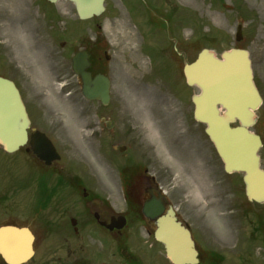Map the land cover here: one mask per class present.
I'll list each match as a JSON object with an SVG mask.
<instances>
[{"label":"rangeland","instance_id":"obj_1","mask_svg":"<svg viewBox=\"0 0 264 264\" xmlns=\"http://www.w3.org/2000/svg\"><path fill=\"white\" fill-rule=\"evenodd\" d=\"M19 4L26 15L40 18L49 31L48 17L44 20L35 0H0V9ZM46 6L45 2L42 7ZM37 10L41 16L36 15ZM55 10L58 19L66 21L52 27L63 30L75 23L77 31L50 44L46 39L33 40L30 26L0 21V71L9 64L37 67L42 72L46 87H50L47 98L62 123L60 133L52 138L62 155V166L84 172L104 185L100 190L107 191L102 193L107 194L112 208L124 212L127 200L121 170L132 161L152 172V163H156L160 180L169 182L168 191L186 194L191 200L189 209L205 212L208 225L218 235L219 247L237 238L236 252L230 251L237 254L246 239L238 264H264L262 231L259 240L256 236L247 239L257 227L256 212L261 213L264 204L255 205L253 211L243 175L225 173L204 132L206 126L192 119L191 98L199 90L185 82L186 63H192L203 48L221 54L243 47L251 52L255 79L264 98V0H109L107 13L84 23L70 3L60 2ZM239 23L244 26L241 42L235 39ZM129 37L135 39L134 47L128 44ZM63 40L67 41L65 51L60 46ZM84 45L98 46L102 55L110 56L109 61L101 58L112 81L109 106L86 101L79 87L72 104L53 84L49 55L62 54L69 64L76 49ZM151 86L158 98L144 99ZM258 115L255 131L264 136V104ZM104 119L114 126L108 129ZM189 131L198 135V153L193 151ZM122 146L127 147L125 152L120 151ZM261 155L264 166V148ZM63 191L68 196L67 190ZM67 204L72 202L67 200ZM57 249H46L48 262L55 260Z\"/></svg>","mask_w":264,"mask_h":264},{"label":"flooded vegetation","instance_id":"obj_2","mask_svg":"<svg viewBox=\"0 0 264 264\" xmlns=\"http://www.w3.org/2000/svg\"><path fill=\"white\" fill-rule=\"evenodd\" d=\"M37 1L42 7L47 0ZM108 5L109 0H106L107 10ZM23 10L22 5L0 9V21L30 26V35L36 42L43 39L53 42L62 36L70 37L74 31L73 25L61 31H47L46 24L39 18L26 15ZM44 14L48 15L47 26L52 30L51 26L58 21L56 13L49 10ZM61 46L65 51L66 42ZM81 49L90 56L89 71L94 76L99 74L102 69L97 47L82 46ZM48 60L50 75L55 84L59 83L60 93L75 104L77 86H82L81 79L69 68L62 54L49 55ZM5 68L2 74L17 86L30 125L27 128L29 142L23 148L9 154L0 146V227L28 228L33 233L35 256L25 264H174L168 257L166 246L156 236L160 217L146 219L142 213L145 203L159 200L166 191V183L159 178L158 165L152 163L151 177L142 175V179L129 180L128 193L131 196L132 190L137 192L140 208L125 213L128 225L123 229L114 226L120 214L114 212L102 196L104 189L100 190V187L104 188V185H97L84 173H73L71 168L68 171L74 175H64L66 169L59 162L46 166L33 152L31 142L34 136L43 133L52 138L60 133L62 124L47 98L50 87H46L42 72L37 67L32 68L35 73L30 67L7 65ZM188 134L194 144L193 151L198 153V135H193V131ZM134 174L135 171L130 173L131 176ZM63 185L77 202L69 209L62 210L56 202L52 209L47 208L52 201L58 200ZM165 193L167 203L162 216L173 207L177 220L191 232L198 251L197 263L192 259L183 264H237L236 253L230 252L235 251L234 247H219L218 235L208 225L204 211L189 209L191 200L186 194ZM133 223L136 225H131ZM52 246L58 249L55 260L48 262L46 249ZM0 264H6L1 256Z\"/></svg>","mask_w":264,"mask_h":264},{"label":"water","instance_id":"obj_3","mask_svg":"<svg viewBox=\"0 0 264 264\" xmlns=\"http://www.w3.org/2000/svg\"><path fill=\"white\" fill-rule=\"evenodd\" d=\"M69 1L75 3L82 19L101 15L104 11L105 0ZM241 37L239 27L238 39ZM89 65L86 54H78L74 58V70L82 77L84 84L83 94L87 99H99L107 104L110 100V81L102 75L93 78L87 72ZM185 75L189 85H197L201 90V94L193 98L195 117L207 125L206 133L222 158L226 172L245 173L249 200L263 203L264 170L261 169L258 155L262 141L260 136L250 131L257 122L255 111L261 106L262 98L253 81L249 53L233 49L224 52L222 59H219L214 52L204 49L196 62L186 65ZM26 116L14 83L0 78V143L7 151L13 152L27 142ZM237 121L239 125L233 127L232 124ZM41 139L34 148L35 153L47 163L59 159L51 142L45 137ZM145 212L151 215V204L146 205ZM180 226L170 215L161 223L158 237L167 244L172 257L180 248L182 254L178 257L185 259L192 256L194 250L189 234ZM177 235H182V238L173 239ZM32 242L33 236L28 230H0V253L10 264H21L28 260L33 254ZM175 259V262L180 261L179 258Z\"/></svg>","mask_w":264,"mask_h":264},{"label":"bare ground","instance_id":"obj_4","mask_svg":"<svg viewBox=\"0 0 264 264\" xmlns=\"http://www.w3.org/2000/svg\"><path fill=\"white\" fill-rule=\"evenodd\" d=\"M123 38H124V36H123ZM126 39H127V38H126ZM127 42H128L129 45H131L132 47H134V45H135V39L129 37V38L127 39ZM143 98H144V99L158 98V93H157V91L155 90V88H152V86H151L150 90L147 91V92L143 95ZM77 135L80 136V134H79L78 132H77Z\"/></svg>","mask_w":264,"mask_h":264}]
</instances>
